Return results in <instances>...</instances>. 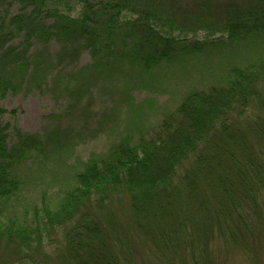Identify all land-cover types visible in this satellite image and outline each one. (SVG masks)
I'll return each instance as SVG.
<instances>
[{
    "label": "trees",
    "instance_id": "1",
    "mask_svg": "<svg viewBox=\"0 0 264 264\" xmlns=\"http://www.w3.org/2000/svg\"><path fill=\"white\" fill-rule=\"evenodd\" d=\"M17 1L16 14L0 10V97L30 67L38 87L49 76L72 105L113 74L128 87L130 67L141 88L156 87L163 68L196 84L37 203L19 202L21 173L69 131L16 132L9 145L0 123V264H222L250 254L264 232V0ZM83 50L92 62L76 70Z\"/></svg>",
    "mask_w": 264,
    "mask_h": 264
},
{
    "label": "rangeland",
    "instance_id": "2",
    "mask_svg": "<svg viewBox=\"0 0 264 264\" xmlns=\"http://www.w3.org/2000/svg\"><path fill=\"white\" fill-rule=\"evenodd\" d=\"M22 7L17 0H1L0 10L8 16L16 14ZM198 37L203 33L198 31ZM19 38L14 40L18 43ZM38 47L37 42L29 50L31 54ZM50 53L60 50L55 39L49 42ZM92 62L89 52L83 50L77 61V68ZM133 83L125 86L123 75H114L100 80L90 90L79 96L76 104L68 93L49 80L42 86L36 84L38 76L29 77L18 86L15 92L8 91L0 97V123L5 127L9 145L17 140L16 132L35 134L45 137L51 130L69 131L64 137V146L48 158L32 163L29 169L22 171L26 177L19 196L22 204L40 202L44 193H54L73 181V175L82 169L84 162L93 153L107 150L111 143L125 132H136L140 125L149 128L150 124L162 117L180 95L196 84L195 79L186 80L183 70L165 69L157 75L154 88H141L134 85L138 77L137 68H129ZM193 78L196 72L189 70ZM74 82V80H73ZM72 84V83H71ZM126 88L128 90L126 91ZM126 91V92H125ZM124 97H129L130 100ZM67 134V133H64ZM52 154V155H51ZM70 182V183H71ZM250 254L233 251L224 258L222 264H264L263 235L249 243ZM249 253V251L247 252Z\"/></svg>",
    "mask_w": 264,
    "mask_h": 264
}]
</instances>
